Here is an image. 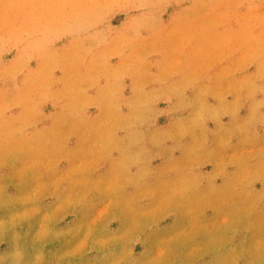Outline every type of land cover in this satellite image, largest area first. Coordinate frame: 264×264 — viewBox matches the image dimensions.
I'll return each mask as SVG.
<instances>
[{
  "label": "rangeland",
  "instance_id": "1",
  "mask_svg": "<svg viewBox=\"0 0 264 264\" xmlns=\"http://www.w3.org/2000/svg\"><path fill=\"white\" fill-rule=\"evenodd\" d=\"M0 264H264V0H0Z\"/></svg>",
  "mask_w": 264,
  "mask_h": 264
}]
</instances>
